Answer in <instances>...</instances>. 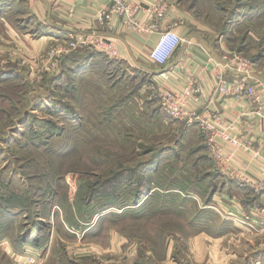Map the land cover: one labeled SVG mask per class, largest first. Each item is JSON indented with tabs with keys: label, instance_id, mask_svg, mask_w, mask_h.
<instances>
[{
	"label": "rangeland",
	"instance_id": "rangeland-1",
	"mask_svg": "<svg viewBox=\"0 0 264 264\" xmlns=\"http://www.w3.org/2000/svg\"><path fill=\"white\" fill-rule=\"evenodd\" d=\"M175 1L207 18L212 41L223 38L264 80V0ZM29 12L25 0H0L1 27L24 33L34 24ZM64 42L36 63L24 48L0 43V73L19 74L0 83V193L18 202L23 224L40 218L32 194L52 199L58 243L47 250L51 262L264 264V229L239 219L256 209L225 214L215 202L216 158L195 152L202 131L169 116L141 72L90 46L66 54ZM90 226L81 238L67 233ZM36 256L41 264L49 258ZM24 257L13 263L0 251V264Z\"/></svg>",
	"mask_w": 264,
	"mask_h": 264
},
{
	"label": "crops",
	"instance_id": "crops-1",
	"mask_svg": "<svg viewBox=\"0 0 264 264\" xmlns=\"http://www.w3.org/2000/svg\"><path fill=\"white\" fill-rule=\"evenodd\" d=\"M29 6V15L33 17V27H24V33L17 29H10L7 26L0 28L5 29L0 34V43L14 45L17 48H24L27 55L36 63L40 61L42 51L47 47L60 42L69 41L70 36H78L80 39H93V43L99 39H108L118 49L120 57L115 59L118 62L127 65L133 71H138L150 79L159 90L158 75L165 71L173 79V85L181 90L189 82H194L201 93L198 107L195 112L201 118H210L218 115L226 123H237L239 130L232 135L237 138L246 140L251 139V152H238L229 157V162L219 171L217 181L221 188L214 196L217 199V206L226 214L234 210L238 215L242 214L245 209H263L264 208V179H261V167L264 160V119L258 118L257 113L261 111L264 115V80L262 76L253 70L254 87L257 92V100L250 101L244 96L225 97L221 95H212L214 87L217 84L214 73L206 66L208 59L207 53L222 60L223 55L230 53L223 38H217L212 41L211 26L207 18L199 16L193 7L185 8L181 3L175 0H141L145 5H153L159 1H164L168 5V24L177 31L182 39L183 44L176 51L166 67L161 68L149 59L148 53L155 47L158 37L149 39L136 34L123 32L119 27L113 33H108L97 23V14L107 6L106 0H25ZM28 29V30H27ZM27 30V31H26ZM66 43V42H64ZM3 47V46H1ZM8 48V53L15 54V50ZM17 48V49H18ZM82 49V48H81ZM94 49V47H93ZM2 52V51H0ZM16 72H1L0 83L3 81H14L18 79ZM243 75L228 73L226 79L230 82L238 81ZM38 79L40 77L37 76ZM187 125V122H185ZM193 132H200L198 123L188 124ZM188 129V128H187ZM190 131V132H191ZM203 143L197 145L196 153L201 151L209 153L207 144H205V135H202ZM205 146V147H203ZM228 156V155H224ZM232 167L241 174H247L253 178L257 185L241 187L239 183L231 179L227 169ZM221 177V178H220ZM223 183V186L220 184ZM228 183H230L228 187ZM2 186V185H1ZM17 187V186H16ZM13 184L8 186L11 190L16 188ZM31 187V186H30ZM30 187H27L29 189ZM234 187L239 189L232 195ZM229 188L230 192L227 190ZM235 190V189H234ZM252 192V196L246 194ZM17 193V192H14ZM36 192L32 194L31 200L35 203V213L38 215L34 224L21 223L25 217L19 216L21 211H17V201L12 200L10 193H0V251L4 252L11 262H17L26 254H36L39 257L47 258L45 264H81L74 259H68L66 263L51 262L53 254L47 253L58 243L57 235V212L56 207L48 208L47 205L52 203V199H46L45 194ZM8 195H10L8 197ZM23 195V194H18ZM36 195V196H35ZM43 197V198H42ZM48 211L47 216L43 218L42 212ZM252 223L255 229L257 223L254 218ZM93 226V225H92ZM90 226L81 235L74 229L68 230L67 233L73 237L93 233V227ZM264 235V234H261ZM79 240V239H78ZM8 241V242H7ZM7 242V243H6ZM80 254H76L78 257ZM73 260V261H72Z\"/></svg>",
	"mask_w": 264,
	"mask_h": 264
},
{
	"label": "built area",
	"instance_id": "built-area-1",
	"mask_svg": "<svg viewBox=\"0 0 264 264\" xmlns=\"http://www.w3.org/2000/svg\"><path fill=\"white\" fill-rule=\"evenodd\" d=\"M107 6L97 14V23L108 33H113L117 27L128 34H136L144 38L158 37V42L148 53L149 59L155 65L164 68L174 56L184 40L180 34L168 24V5L159 1L153 5H145L141 0H106ZM68 53L75 52L83 46L94 47L99 52L108 55L113 59H119L118 49L108 39H99L93 43V39L86 41L78 36H70ZM63 51L59 50L61 54ZM206 66L212 70L217 84L212 95L244 96L250 101L257 100L258 95L254 84V63L241 57V55L227 53L222 60H217L208 54ZM57 66V65H55ZM228 73L243 75L238 81H228ZM159 78V92L163 110L173 119L187 124L198 123L200 130L205 135L207 146L214 158H216L218 170H223L229 162V157L238 152H251V139L242 140L233 133L239 130L237 123H226L220 116L214 115L210 118H201L195 112L199 105V94L201 91L194 82H189L181 90L173 85V79L168 72H161ZM258 118L264 119L259 111ZM224 155H228L227 157ZM231 179L239 183L241 187L257 185L251 181L247 174H241L232 167L227 169ZM261 179H264V160L261 167ZM258 186V185H257ZM241 217V218H239ZM242 222L250 223L254 229L252 219L254 218L257 227L264 229V209L251 211L250 217L239 216ZM248 221V222H247ZM36 255L27 254L19 264H41Z\"/></svg>",
	"mask_w": 264,
	"mask_h": 264
},
{
	"label": "trees",
	"instance_id": "trees-1",
	"mask_svg": "<svg viewBox=\"0 0 264 264\" xmlns=\"http://www.w3.org/2000/svg\"><path fill=\"white\" fill-rule=\"evenodd\" d=\"M142 192V191H141Z\"/></svg>",
	"mask_w": 264,
	"mask_h": 264
}]
</instances>
